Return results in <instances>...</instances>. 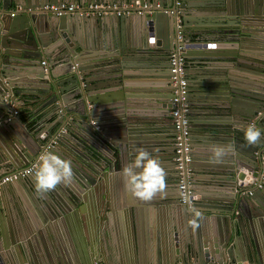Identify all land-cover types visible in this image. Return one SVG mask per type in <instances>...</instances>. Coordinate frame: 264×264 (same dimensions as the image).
<instances>
[{"label": "water", "instance_id": "1", "mask_svg": "<svg viewBox=\"0 0 264 264\" xmlns=\"http://www.w3.org/2000/svg\"><path fill=\"white\" fill-rule=\"evenodd\" d=\"M58 1L0 0V179L36 162L34 174L48 151L73 171L47 192L30 175L0 184V264H264V187L246 184L264 155V0H65L159 4L99 18L38 9ZM176 9L187 35L185 202L170 113ZM39 112L51 120L38 136ZM249 123L262 132L255 144ZM141 147L164 170L150 200L121 172Z\"/></svg>", "mask_w": 264, "mask_h": 264}, {"label": "built area", "instance_id": "2", "mask_svg": "<svg viewBox=\"0 0 264 264\" xmlns=\"http://www.w3.org/2000/svg\"><path fill=\"white\" fill-rule=\"evenodd\" d=\"M174 6L179 8L182 4V0H174ZM155 7H159V4H154L152 2H135V3H115V2H68V1H58L55 3L45 4L39 7V10L48 11L57 15L61 14H72L80 15L84 17H103L105 15H129L132 13L143 14L152 13ZM31 7L28 9L30 10ZM13 15L17 11H24L19 5L14 7ZM170 13L175 14L174 19V36L172 42V48L168 55V63L170 68V81L173 88V98H172V109L170 111L172 116V123L174 125L176 136H175V146H176V157H175V168L178 170L179 174V188L181 190L182 201L188 198L191 194L190 188V173L191 169L187 167V163L190 161L189 156V124H188V111L189 105L186 100V95L188 92L187 88V78L185 70V48H186V34L183 19L179 14L178 9L176 11L171 10ZM57 103V101H56ZM16 113V111H14ZM258 114H261L258 112ZM66 128H63L61 132H66ZM40 157V156H39ZM262 157V165L257 171H252L247 177V185L249 188V193H252L254 189H262L264 187V155ZM39 159V158H38ZM37 167V163L34 162L27 167L19 169L15 172L5 174L0 179V184L7 182H13L20 180L22 178L28 177L34 169ZM190 202V201H189ZM177 264H184L178 262Z\"/></svg>", "mask_w": 264, "mask_h": 264}, {"label": "clouds", "instance_id": "3", "mask_svg": "<svg viewBox=\"0 0 264 264\" xmlns=\"http://www.w3.org/2000/svg\"><path fill=\"white\" fill-rule=\"evenodd\" d=\"M243 131L248 144H255L262 135L261 129L252 123L245 126ZM121 172L127 190L141 200L152 199L165 187L164 170L158 157L142 147L137 149L129 163L122 166ZM72 176L70 160L54 151H48L39 157V167L34 172L35 186L38 190L47 192L61 182H69Z\"/></svg>", "mask_w": 264, "mask_h": 264}, {"label": "crops", "instance_id": "4", "mask_svg": "<svg viewBox=\"0 0 264 264\" xmlns=\"http://www.w3.org/2000/svg\"><path fill=\"white\" fill-rule=\"evenodd\" d=\"M65 1V0H64ZM237 43H234V42H226V43H224L223 45H226V49L225 48H220V52H221V49H225L224 51H228V52H231L232 51V47L234 46V45H236ZM251 45H253V46H258V45H255L254 43H251ZM222 46V45H221ZM220 46V47H221ZM216 51V50H215ZM112 52V51H111ZM188 61H186V63H187ZM134 71V69L133 68H131V72H133ZM188 70H190V71H193V72H197L198 70H199V68H197V67H192V68H190V69H188ZM89 106H91V104H89ZM32 110V107H28V104H26L25 105V107L22 109V111H23V117L25 118V119H27L28 117H29V115H30V111ZM37 117L38 118H40L41 120H42V112H39V113H37ZM50 120L51 119H46V120H42V121H44V123H42L41 125H38L36 122H32L31 123V127H37V128H39V127H41L43 124H45L44 126H42V129H41V131L39 132V134H38V136L40 135V134H46V132H48V129L50 128ZM31 179H30V181L28 180V178H26L27 179V181H28V184L32 187V186H34L35 185V180H34V174H30V176H29ZM56 191H58V190H56ZM26 198H28L27 199V201H28V206H29V208H30V210L31 211H33V212H37V209L35 208V203L31 200V198L28 196V197H26ZM188 264V263H187ZM189 264H194V261L193 260H191L190 262H189Z\"/></svg>", "mask_w": 264, "mask_h": 264}, {"label": "flooded vegetation", "instance_id": "5", "mask_svg": "<svg viewBox=\"0 0 264 264\" xmlns=\"http://www.w3.org/2000/svg\"><path fill=\"white\" fill-rule=\"evenodd\" d=\"M185 34H186V32H185ZM186 38H187V35H186ZM186 44H187V40H186ZM186 59V58H185ZM186 64V63H185ZM185 70H186V68H185Z\"/></svg>", "mask_w": 264, "mask_h": 264}]
</instances>
